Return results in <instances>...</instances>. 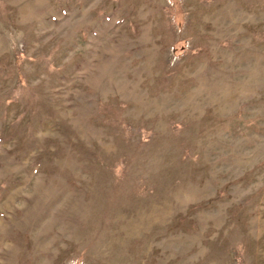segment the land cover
Wrapping results in <instances>:
<instances>
[{"label":"rangeland","instance_id":"rangeland-1","mask_svg":"<svg viewBox=\"0 0 264 264\" xmlns=\"http://www.w3.org/2000/svg\"><path fill=\"white\" fill-rule=\"evenodd\" d=\"M0 264H264V0H0Z\"/></svg>","mask_w":264,"mask_h":264}]
</instances>
